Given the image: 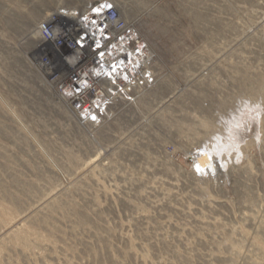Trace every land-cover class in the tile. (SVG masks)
Segmentation results:
<instances>
[{
  "label": "rangeland",
  "instance_id": "374dc122",
  "mask_svg": "<svg viewBox=\"0 0 264 264\" xmlns=\"http://www.w3.org/2000/svg\"><path fill=\"white\" fill-rule=\"evenodd\" d=\"M60 1L105 0H0V264H264V0H107L155 81L94 125L38 64Z\"/></svg>",
  "mask_w": 264,
  "mask_h": 264
},
{
  "label": "built area",
  "instance_id": "2783aa9c",
  "mask_svg": "<svg viewBox=\"0 0 264 264\" xmlns=\"http://www.w3.org/2000/svg\"><path fill=\"white\" fill-rule=\"evenodd\" d=\"M79 13L63 20L64 29L56 30L62 23L57 17L42 22L38 64L83 121L109 106L110 94L126 88L132 93L143 84L146 70L138 61L147 58L149 46L114 4L93 1Z\"/></svg>",
  "mask_w": 264,
  "mask_h": 264
},
{
  "label": "bare ground",
  "instance_id": "6f19581e",
  "mask_svg": "<svg viewBox=\"0 0 264 264\" xmlns=\"http://www.w3.org/2000/svg\"><path fill=\"white\" fill-rule=\"evenodd\" d=\"M107 3H111V4H114V5H116L117 7H118V9H120L119 7V5L116 3V2H109V1H107V0H105ZM114 1V0H113ZM90 1L87 3V4H85L84 6H83V8L82 9H76V8H74V9H71L72 7H64L63 5V1H60V2H58L56 5H53V14L54 13H60V14H62V15H64V19H70V18H73V19H75L77 16H76V14L78 15V14H80L79 12H83L84 11V9L86 8V7H88L89 5H90ZM50 5V4H49ZM76 7V6H75ZM122 8H123V11L125 12V5L124 6H121ZM50 9L51 8H45V9H42V10H40L39 11V13H40V15L41 14H44V13H47V12H49L50 11ZM120 11V13H121V10H119ZM53 14H50L49 16H48V18L46 19V21H52L54 18L52 17V15ZM122 15V14H121ZM123 16V15H122ZM64 19H61L62 21V23H57L58 24V27H55L56 28V30H59L60 29V27L62 28V29H64V22L65 21H63ZM127 20V19H126ZM45 21V20H44ZM128 21V20H127ZM58 22H59V19H58ZM129 22V21H128ZM129 23H131V22H129ZM133 26H134V28H136V26L133 24V23H131ZM41 26H42V24H40L39 26H38V33H39V36L41 37V35H40V31H41ZM59 28V29H58ZM136 31H138L137 30V28H136ZM149 48V47H148ZM146 59H142V60H139L138 61V63H139V67H142V68H145V74H144V77H142L141 78V80L143 81V84H142V82H139V88H137L136 90H137V92L140 90L141 91V89L146 85V83H150L151 81H155V79H153V77H154V73H153V71H152V63H153V55L151 54V51L150 50H148V52H147V55H146ZM138 63L136 64V66H138ZM40 65V64H39ZM40 67H41V65H40ZM124 76L126 77V80L128 81L131 77L128 75V73L127 72H125L124 73ZM48 77H49V75H48ZM117 79V78H116ZM116 82V81H115ZM130 82V84L131 83H133V81L132 80H130L129 81ZM119 84V83H118ZM120 85V84H119ZM136 90H134V91H136ZM133 93V92H132ZM132 93H130V91H129V89L128 88H126L125 89V91H117L116 93H112V94H110L109 96L111 97V100L110 101H112L110 104H109V106H107L105 109L103 108L102 109V113L101 112H96V114L93 116H89L88 118H83V121L82 122H84L85 124H93V123H95V122H98L99 121V117H100V115L101 114H104V113H106V111L107 110H109V108H111L112 107V105H114L115 103H118V102H120V101H124V100H132V98H129L128 97V95H130V94H132ZM61 94L59 93V96H60ZM62 96V95H61ZM60 96V97H61ZM62 98V97H61ZM63 99V98H62ZM110 99V98H109ZM114 101V102H113ZM112 104V105H111ZM69 107H70V105H69ZM71 108V107H70ZM72 111L75 113V111L72 109ZM76 114V113H75ZM92 117H94V118H92ZM92 118V119H91ZM98 124V123H97ZM94 125V124H93ZM192 153V155H197V153L196 152H191ZM200 160H202V161H200V166H201V168H200V170H199V172H204L205 171V168L208 166L210 169H212V171H214L215 170V167H216V164H215V162H214V160L213 159H207L206 160V162H205V160L202 158V157H200L199 158Z\"/></svg>",
  "mask_w": 264,
  "mask_h": 264
},
{
  "label": "clouds",
  "instance_id": "9594fccd",
  "mask_svg": "<svg viewBox=\"0 0 264 264\" xmlns=\"http://www.w3.org/2000/svg\"><path fill=\"white\" fill-rule=\"evenodd\" d=\"M236 127H240V125L237 124Z\"/></svg>",
  "mask_w": 264,
  "mask_h": 264
},
{
  "label": "snow or ice",
  "instance_id": "6c2138e0",
  "mask_svg": "<svg viewBox=\"0 0 264 264\" xmlns=\"http://www.w3.org/2000/svg\"><path fill=\"white\" fill-rule=\"evenodd\" d=\"M109 7H111V5H109ZM103 53H101V55H102Z\"/></svg>",
  "mask_w": 264,
  "mask_h": 264
}]
</instances>
